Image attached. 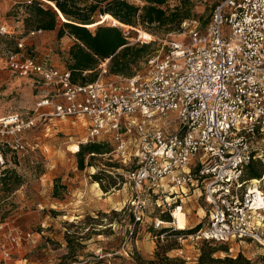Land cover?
Here are the masks:
<instances>
[{
	"label": "built area",
	"instance_id": "1",
	"mask_svg": "<svg viewBox=\"0 0 264 264\" xmlns=\"http://www.w3.org/2000/svg\"><path fill=\"white\" fill-rule=\"evenodd\" d=\"M37 1L56 9L50 1ZM107 16L99 15L88 28H119L129 45L153 40L138 27ZM11 34L8 25L0 24V35ZM17 47L6 58V68L30 79L44 95L36 103L35 118L1 119V135L17 137L46 117L83 120L86 143L112 136L115 148L105 156L116 155L124 165L121 175L138 194L145 186L163 183L171 193L199 191L209 218L195 233L198 240L249 241L264 250V173L259 179H245L249 166L259 163L264 168V0L220 2L203 31L193 28L186 39L164 43L161 53L148 59L143 77L106 80V61L95 82L74 83L67 68L27 55L22 41ZM9 145L24 148L17 138ZM140 208L116 254L133 255L136 225L144 222ZM164 226L154 220V229ZM17 241L10 237L11 246H2L5 258ZM113 255L97 259L107 257L111 264Z\"/></svg>",
	"mask_w": 264,
	"mask_h": 264
},
{
	"label": "rangeland",
	"instance_id": "2",
	"mask_svg": "<svg viewBox=\"0 0 264 264\" xmlns=\"http://www.w3.org/2000/svg\"><path fill=\"white\" fill-rule=\"evenodd\" d=\"M128 1L144 4L140 0ZM222 1L194 0L193 17L187 28L178 31L138 26L137 29L153 38L151 56L161 53L164 43L186 39L190 29L203 31L214 7ZM24 3L25 0H0V24L8 25L12 32L10 36H0V72L7 73L0 77V120L15 115L22 120L35 118L36 103L44 95L30 79L18 77L5 68V59L16 49V44L22 41L27 55L41 62L66 68L68 46L73 45L71 38L67 43L66 37L59 40L57 31L27 33ZM179 4L180 0H169L164 8L172 9ZM133 34L137 37L138 32ZM148 68V63L142 62L135 74L143 77ZM100 74L101 71L98 77ZM104 78L116 80L117 76L108 72ZM16 138L23 149L9 145ZM86 139L83 120L50 117L37 119L34 126L17 137L0 134V264L17 261H21L17 264H62L63 256L68 253L67 236L73 241L76 257L65 264H106L97 257L120 251L129 227L135 222L134 211L140 205L144 222L136 225L133 255H116L113 264H232L228 259L237 260L236 264H264V250L255 243L218 244L196 238L197 227L209 218V206L199 191L181 195L174 189L171 193L163 183L151 188L145 186L138 194L135 185L122 176L124 165L116 155L85 154L81 169L76 153L79 147L100 143L109 151L115 148L109 134L87 143ZM74 146L78 149L73 150ZM254 166L264 173L259 163ZM5 175L10 178H6L7 185L1 180ZM95 176L102 181L98 182ZM110 179L114 182L111 186L115 185L112 189ZM19 180L22 183L17 186ZM180 207L179 220L175 222L174 213ZM155 219L165 222L163 230L153 228ZM178 231L183 233L177 235ZM10 237L18 241L10 257L5 258L2 246H11Z\"/></svg>",
	"mask_w": 264,
	"mask_h": 264
},
{
	"label": "trees",
	"instance_id": "3",
	"mask_svg": "<svg viewBox=\"0 0 264 264\" xmlns=\"http://www.w3.org/2000/svg\"><path fill=\"white\" fill-rule=\"evenodd\" d=\"M46 1L52 2L56 9L44 6L37 0L31 4L24 3L23 8L27 14L24 20L25 30L27 33L57 31L59 40L64 37L73 39V45L68 51L67 69L71 72L72 81L80 84L95 82L98 78L100 65L106 61L110 74L133 77L140 64L147 63L151 57V44L129 45L119 28L101 25L94 30L89 29L88 26L94 23L97 16L108 14L114 20L125 25L133 27L158 26L167 32H174L180 30L185 21L191 20L194 9V0H180V4L172 9L164 8L169 0H140L144 3L142 6L130 3L128 0ZM61 16L65 19L63 22H61ZM17 51L16 44V49L12 52ZM111 151L104 144H87L80 147L77 152L78 164L81 169L84 168L85 154L94 157L105 155ZM262 174L254 165H251L246 170L245 179H259ZM6 178L7 175L1 179L4 185H7V179H10ZM95 178L98 182L102 181L98 176ZM21 183L22 181H17V186ZM113 183L110 179V189L115 187V185L111 186ZM182 233L183 231L176 232L177 235ZM66 240L68 253L63 256L62 264H65L68 259L76 257L73 241L68 236ZM116 255L119 254H114L113 257ZM113 257L110 261L111 264H113ZM99 260H104L106 264H109L107 257ZM228 261L232 264L237 263V260L228 259Z\"/></svg>",
	"mask_w": 264,
	"mask_h": 264
},
{
	"label": "bare ground",
	"instance_id": "4",
	"mask_svg": "<svg viewBox=\"0 0 264 264\" xmlns=\"http://www.w3.org/2000/svg\"><path fill=\"white\" fill-rule=\"evenodd\" d=\"M108 18H110V19H113V18H111L110 16H107ZM114 20V19H113ZM142 36H144V37H146V39H152V37H151V35L149 34V33H145V32H143L142 33ZM73 150H77L78 149V146H74L73 148H72ZM182 210V207H180V208H176V212L174 213V220H175V222H177L178 220H179V217H178V215H180V211Z\"/></svg>",
	"mask_w": 264,
	"mask_h": 264
},
{
	"label": "crops",
	"instance_id": "5",
	"mask_svg": "<svg viewBox=\"0 0 264 264\" xmlns=\"http://www.w3.org/2000/svg\"><path fill=\"white\" fill-rule=\"evenodd\" d=\"M53 32H55V31H53ZM68 38V39H67ZM65 41L64 42H66L67 43V40H70L69 39V37H66L65 39H64ZM71 47V45H69L68 46V49ZM53 65H55V64H53ZM55 66H58V65H55ZM58 67H60V68H63V69H65L66 67L65 66H58ZM5 68H6V66H5ZM7 69V68H6ZM7 75V73L5 72V71H1L0 72V77H5ZM34 86V85H33ZM136 244H137V241H136ZM136 248V247H135ZM25 261H27V260H25ZM21 261H17V263H20ZM16 263V264H17ZM30 264H38V263H34V262H31Z\"/></svg>",
	"mask_w": 264,
	"mask_h": 264
}]
</instances>
